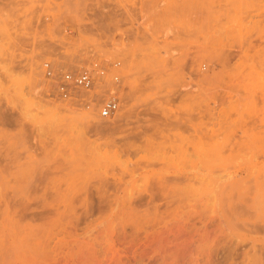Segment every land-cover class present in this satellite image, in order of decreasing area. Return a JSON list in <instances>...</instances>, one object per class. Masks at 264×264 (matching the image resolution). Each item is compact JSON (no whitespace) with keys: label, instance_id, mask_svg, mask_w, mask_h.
I'll return each mask as SVG.
<instances>
[{"label":"rangeland","instance_id":"rangeland-1","mask_svg":"<svg viewBox=\"0 0 264 264\" xmlns=\"http://www.w3.org/2000/svg\"><path fill=\"white\" fill-rule=\"evenodd\" d=\"M263 161L264 0H0V264H264Z\"/></svg>","mask_w":264,"mask_h":264},{"label":"built area","instance_id":"built-area-1","mask_svg":"<svg viewBox=\"0 0 264 264\" xmlns=\"http://www.w3.org/2000/svg\"><path fill=\"white\" fill-rule=\"evenodd\" d=\"M116 68L120 63L114 64ZM44 73L48 80L49 86L53 94H57L62 100L76 105L83 103L87 107L98 103L99 92L95 91L94 84L96 75H100L103 79L106 78L107 67L100 63H96L93 69H83L80 71H65L58 73L52 63H44ZM115 82L119 83L118 76L115 77ZM79 89L86 90L89 94L81 95ZM93 89V91H91ZM120 98L113 96L104 100L99 107V113L102 118H110L119 110Z\"/></svg>","mask_w":264,"mask_h":264},{"label":"bare ground","instance_id":"bare-ground-1","mask_svg":"<svg viewBox=\"0 0 264 264\" xmlns=\"http://www.w3.org/2000/svg\"><path fill=\"white\" fill-rule=\"evenodd\" d=\"M38 70H39V68H37ZM36 69V70H37ZM40 74V73H39ZM36 76V75H35ZM96 81H95V84H94V87L95 88H98L99 89V98H98V103H97V105H96V107L97 106H100L103 102H104V100H106L107 98H110V97H113V95H115V96H118L119 97V95H118V93H121L122 91V89H120V85H118V83H116L115 81H113V80H109V79H107L106 80V78H102L100 75L98 76V75H96ZM44 78V77H43ZM119 78V77H118ZM46 81V78H44V80H42V79H39V84H42V83H44ZM120 83V82H119ZM93 87V88H94ZM79 91V93L81 94V95H87L88 94V92L86 91V90H84V89H79L78 90ZM124 94V93H123ZM122 104H123V107H124V103L123 102H121ZM55 104V103H54ZM70 104V103H69ZM69 104H67L66 103V101H61V105H55V106H53V104H52V106L53 107H55V109H57L58 111L59 110H61L60 111V113L61 112H63V111H65V112H68V114H72V115H78V116H80L81 115V113H82V111L81 112H79L78 110H75L72 106H70ZM94 107H92L91 105L89 106V107H87L86 108V112H85V114H84V112H83V114H84V117H85V119H91L90 121L91 122H93L94 123V126H96L95 128H98V129H105L106 128V126H105V123L103 122V118L102 117H100V115H99V113H98V111H96L97 109H93ZM53 110H54V108H53ZM59 113V112H58ZM80 114V115H79ZM142 134V133H141ZM140 136H142V135H140ZM137 137V136H136ZM138 137H139V135H138ZM228 159V158H227ZM226 160V159H225ZM230 160V159H229ZM238 167V166H237ZM251 167V166H250ZM257 171H258V174H259V178H264V161L263 162H260V163H257V164H254V166H253ZM232 169V168H231ZM250 169V168H249ZM226 170H228V168H226ZM241 173V172H240ZM240 177V176H239ZM236 179V178H235ZM230 180H232V179H230ZM257 183V182H256ZM244 184V183H243ZM225 187V186H224ZM223 187V188H224ZM228 188V187H227ZM237 189V188H236ZM235 190V189H234ZM242 192V191H241ZM242 196V195H241ZM229 198V197H228ZM239 198V197H238ZM243 198V197H242ZM231 199V198H230ZM229 199V201H231ZM233 200V199H232ZM232 203V202H231ZM233 208V207H232ZM234 209V208H233ZM260 258V257H259ZM264 260V259H263ZM258 261H259V259H258ZM255 263V262H254ZM256 263H257V261H256Z\"/></svg>","mask_w":264,"mask_h":264}]
</instances>
